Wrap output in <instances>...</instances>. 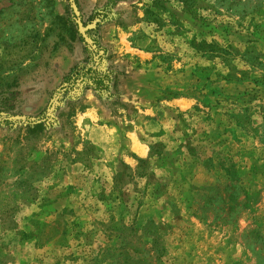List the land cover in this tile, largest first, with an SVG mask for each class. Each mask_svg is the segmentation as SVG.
<instances>
[{
  "label": "rangeland",
  "instance_id": "obj_1",
  "mask_svg": "<svg viewBox=\"0 0 264 264\" xmlns=\"http://www.w3.org/2000/svg\"><path fill=\"white\" fill-rule=\"evenodd\" d=\"M0 264H264V0H0Z\"/></svg>",
  "mask_w": 264,
  "mask_h": 264
},
{
  "label": "trees",
  "instance_id": "obj_2",
  "mask_svg": "<svg viewBox=\"0 0 264 264\" xmlns=\"http://www.w3.org/2000/svg\"><path fill=\"white\" fill-rule=\"evenodd\" d=\"M95 18L96 14L90 17L86 23L90 25V29L87 31L90 42L85 38H80V42L85 45V60L81 64L76 65L70 73L64 77V84L60 89V92H63L64 96L68 95L69 90L75 89L77 86L83 84L86 90L97 93L100 99L104 93H109L111 89L115 92L117 89L118 77L120 74L101 72L96 67V60L102 59L106 50H103L99 44L100 24L94 23ZM101 53H103L102 56Z\"/></svg>",
  "mask_w": 264,
  "mask_h": 264
},
{
  "label": "crops",
  "instance_id": "obj_3",
  "mask_svg": "<svg viewBox=\"0 0 264 264\" xmlns=\"http://www.w3.org/2000/svg\"><path fill=\"white\" fill-rule=\"evenodd\" d=\"M139 153H140V156H141V157H143L144 155H145V157H146V155H147V152L145 151L144 148H141L140 151H139Z\"/></svg>",
  "mask_w": 264,
  "mask_h": 264
}]
</instances>
